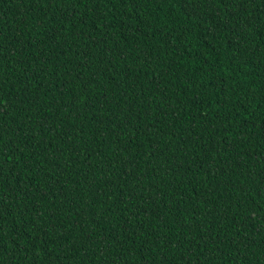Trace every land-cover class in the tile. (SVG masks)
<instances>
[{
	"label": "trees",
	"instance_id": "obj_1",
	"mask_svg": "<svg viewBox=\"0 0 264 264\" xmlns=\"http://www.w3.org/2000/svg\"><path fill=\"white\" fill-rule=\"evenodd\" d=\"M0 264H264V0H0Z\"/></svg>",
	"mask_w": 264,
	"mask_h": 264
}]
</instances>
